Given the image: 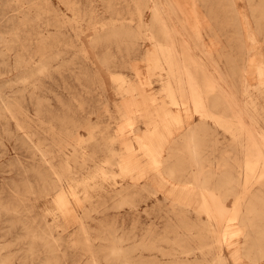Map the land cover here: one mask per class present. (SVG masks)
I'll return each instance as SVG.
<instances>
[{
  "label": "rangeland",
  "instance_id": "1",
  "mask_svg": "<svg viewBox=\"0 0 264 264\" xmlns=\"http://www.w3.org/2000/svg\"><path fill=\"white\" fill-rule=\"evenodd\" d=\"M235 7L0 0V264H218L219 249L225 264H264V75L247 61V31L264 61V0ZM163 118L171 147L157 154ZM198 186L231 215L240 206L225 219L238 225L237 255L196 204Z\"/></svg>",
  "mask_w": 264,
  "mask_h": 264
},
{
  "label": "bare ground",
  "instance_id": "2",
  "mask_svg": "<svg viewBox=\"0 0 264 264\" xmlns=\"http://www.w3.org/2000/svg\"><path fill=\"white\" fill-rule=\"evenodd\" d=\"M231 1V4L233 5V8H236L235 7V4H236V0H230ZM154 18L155 19H160L161 18V16H160V12L158 11V12H155L154 13ZM242 18V17H241ZM245 25H247V19L245 20ZM165 35H167V36H169V33H165ZM151 36H153V34H151ZM247 36L251 39V41H253V45H252V47H250V49L248 50V52H249V54H248V65L251 67V66H254V67H256L257 69H258V73H259V75H264V61H262L260 58V53H259V49L256 47V45H255V42H256V37H255V35L254 34H252V33H250L249 31H247ZM161 47L162 46H160L159 47V45H157V48L156 49H158V51L160 50V52L161 53H163L164 54V50L163 49H161ZM168 56H170V55H168ZM169 58V57H168ZM188 74H190V72L188 71ZM191 77V76H190ZM192 78V77H191ZM190 78V79H191ZM212 80V79H211ZM191 81H193V79L191 80ZM179 84V94H181V96H183L184 95V90H185V87H183V86H180L181 84H183V81L180 79L179 80V82H178ZM190 83V82H189ZM210 83V82H209ZM213 83V82H212ZM192 85H195V84H192ZM211 85V84H210ZM209 85V86H210ZM167 86H169L168 88H170L171 86L170 85H167ZM194 87V86H193ZM192 87V89L191 90H193V92H194V89L195 88H193ZM213 87V86H212ZM211 87V88H212ZM209 88V87H208ZM210 88V89H211ZM166 90H169V89H166ZM212 91H213V89H211ZM173 92V90L171 89V93ZM207 92V91H206ZM209 92V91H208ZM207 92V93H208ZM170 93V92H169ZM209 93H211V92H209ZM225 93V92H224ZM168 95H170V94H168ZM172 95V94H171ZM170 95V96H171ZM174 95V94H173ZM208 94H206V96H207ZM211 95V94H210ZM175 96V95H174ZM180 96V97H181ZM197 99H199V100H202V99H204V96H202L200 93H197ZM226 96V95H225ZM173 97V96H172ZM179 97V98H180ZM182 99H183V97H181ZM227 98V97H226ZM173 99H174V97H173ZM182 99H180V100H182ZM228 99V98H227ZM171 101H173V102H176L175 100H171ZM188 101V100H187ZM181 102V101H180ZM202 102V101H201ZM176 103H178V102H176ZM204 103V102H203ZM230 103V102H229ZM131 104V103H130ZM182 104V103H181ZM182 105H184V104H182ZM198 107H200V113L204 116V115H211V112H208L205 108H204V105L202 104V103H200V102H198V104H196ZM213 105H216V104H213ZM233 105V104H232ZM130 106H132V105H130ZM185 106V105H184ZM138 107V106H137ZM129 110V109H128ZM239 113H240V111L238 112V111H235L234 110V117H235V115H239ZM245 115V114H244ZM125 116H126V114H125ZM206 117V116H205ZM205 117H202V118H205ZM217 117V116H216ZM220 117H222V116H220ZM128 118H130V117H128ZM236 118V117H235ZM242 119V118H241ZM249 119V118H248ZM128 120V119H127ZM130 120V119H129ZM227 121L228 119H223V121ZM239 120H240V118H239ZM249 121H250V119H249ZM127 122V121H126ZM129 122V121H128ZM230 122V121H229ZM240 122V121H239ZM253 124V123H252ZM130 125V124H129ZM241 125V124H240ZM131 126V125H130ZM129 126V127H130ZM189 127V126H188ZM189 130V129H188ZM251 130V129H250ZM153 133H151V137H150V142H149V144H150V148H151V150L152 151H154V152H156L157 154H165V153H169V152H166V150L169 148V147H171V144H170V142H169V136L171 135V133H172V131H171V126H170V123H169V121L167 120V119H165V118H163L157 125H155V127L153 128ZM122 133V132H121ZM254 133V132H253ZM258 134V133H257ZM123 135V134H122ZM261 136V135H260ZM259 136V137H260ZM185 137H187V138H184V140L186 139V141H184L185 143V146L188 148V150L190 151V153H191V155H192V158L194 159V161H196L197 159H198V150H197V147H198V144L197 143H195V140H194V135H193V133H192V131H190L188 134H187V136L185 135ZM143 138H144V136H143ZM236 139V138H235ZM261 139V138H260ZM126 140V139H125ZM262 140V139H261ZM248 142H250V141H248ZM259 142V141H258ZM235 143V142H234ZM252 144V143H251ZM126 146V145H125ZM184 146V147H185ZM250 147V146H249ZM261 147V146H260ZM129 149V148H128ZM188 150H187V152H188ZM256 150V149H255ZM129 151V150H128ZM248 151H249V149H248ZM251 152V151H250ZM258 152V151H257ZM262 152H264V150H262ZM152 153V152H151ZM189 153V152H188ZM189 153V154H190ZM246 153H248V154H250V156H251V153H249V152H246ZM186 154V153H185ZM130 155V154H129ZM256 155H258V156H260V153H256ZM128 156V155H127ZM133 156V155H132ZM171 156V155H170ZM186 156V155H185ZM246 156H248V155H246ZM130 157V156H129ZM166 157V156H165ZM187 157V156H186ZM188 157H190L189 155H188ZM187 157V158H188ZM251 157H253V156H251ZM250 157V158H251ZM148 158V157H147ZM167 158H168V156H167ZM248 158V157H247ZM254 158V157H253ZM252 158V159H253ZM130 159V158H129ZM158 159V158H157ZM127 160H128V157H127ZM164 160V159H163ZM166 160H168V159H166ZM248 160H250L249 158L247 159V161ZM173 161H175V160H173ZM173 161H172V163H173ZM177 161V160H176ZM178 161L180 162V160L178 159ZM178 161H177V163H178ZM253 161V160H252ZM255 161V160H254ZM253 161V162H254ZM157 162H158V160H157ZM167 162V161H166ZM250 162H251V160H250ZM127 163H128V161H127ZM177 163H175L176 165H177ZM189 163V162H188ZM194 163V162H193ZM192 163V164H193ZM196 163V162H195ZM252 163V162H251ZM257 163V162H256ZM259 163V162H258ZM160 164V163H159ZM162 164V163H161ZM165 164V163H164ZM167 164V163H166ZM165 164V165H166ZM190 164V163H189ZM195 165V164H194ZM251 165V164H250ZM257 165V164H256ZM175 166V165H174ZM198 166H201V165H198ZM253 166V165H252ZM252 166H251V168H252ZM258 166V165H257ZM139 167V166H138ZM161 167H162V165H161ZM163 167H164V165H163ZM166 167V166H165ZM165 167H164V169H165ZM169 167V166H168ZM171 167V166H170ZM173 167V166H172ZM247 167V166H246ZM245 167V168H246ZM249 167V166H248ZM260 167V166H259ZM167 168V167H166ZM164 169H163V171H164ZM254 169H255V167H254ZM257 169V168H256ZM260 169V171L261 170H264V168H259ZM142 170V169H141ZM146 170V169H145ZM168 170V169H167ZM170 170V169H169ZM171 170H173V169H171ZM170 170V171H171ZM249 170H251V169H249ZM248 170V171H249ZM102 171V170H101ZM169 171V172H170ZM254 171H256V170H254ZM260 171H259V173H260ZM168 172V171H167ZM104 173V172H103ZM141 173H143V172H141ZM172 173V172H171ZM255 173V172H254ZM140 174V173H139ZM262 174H264V171H262ZM167 175V174H166ZM178 175V174H177ZM248 175H249V173H248ZM248 175H247V177H248ZM254 175V174H253ZM258 175L259 174H257V177H258ZM170 176V175H169ZM246 176V175H245ZM197 177H199V175H196V178ZM251 177V176H250ZM260 177H262V175L260 176ZM169 178H171V177H169ZM195 178V177H194ZM253 178V177H252ZM179 179V178H178ZM173 180V179H172ZM199 180V179H198ZM200 180L202 181L201 183H203V184H201V185H205V178H200ZM244 180V179H243ZM249 179H247L246 181H248ZM251 180V179H250ZM250 180H249V183H250ZM256 180V179H255ZM165 180H164V178L163 177H158V180H157V182L159 183V184H162L163 182H164ZM176 181V180H175ZM195 181V180H194ZM245 181V182H246ZM258 181V180H257ZM199 182V181H198ZM197 183V182H196ZM247 185H248V182L246 183ZM131 185V184H130ZM254 185V184H253ZM127 186H129V185H127ZM135 186V185H134ZM150 186V185H149ZM180 185H178L177 183H170V190L171 191H174V194H176V192H178L177 193V195H178V197L179 196H182L183 198H185V199H189L190 197H191V190L190 189H188V188H186V187H184V185H181L182 187H179ZM194 186V185H193ZM243 186H244V184H243ZM250 186V185H249ZM200 186H198V188H199ZM124 188H126V187H124ZM132 188V187H131ZM153 188V187H152ZM249 188V187H248ZM251 188V187H250ZM249 188V189H250ZM122 189V188H121ZM130 189V188H129ZM150 189V188H149ZM245 189V188H244ZM117 190V189H116ZM113 190H111V192H112ZM126 191H127V189H126ZM114 192H116V191H114ZM120 192V191H119ZM154 192V191H153ZM245 192H246V190H245ZM108 193H109V190H108ZM113 193V192H112ZM118 193V192H117ZM151 193V192H150ZM155 193V192H154ZM107 194V193H106ZM119 194V193H118ZM113 195H114V193H113ZM243 195V194H242ZM103 196V195H102ZM154 196V195H153ZM109 197V196H108ZM111 197V196H110ZM177 197V198H178ZM237 198H239V197H237ZM242 198H244V196L242 197ZM241 198V199H242ZM196 200H197V203H196V201H194V204L196 203L197 205H200V208H202V210L207 214V216L208 217H210V218H217L218 220H219V222H218V226L220 227V234H221V238H220V240L222 241V242H224V244L226 245V248L227 249H231V252H232V254L233 255H237V252H235V250H233V249H235V248H237V246H238V243L240 242L239 240H234V239H231V236L232 235H234V234H236V227L238 226V225H236L237 223H235V222H228V220H230L231 219V221H234V220H236L237 219V217H238V215H239V213H236L235 211L236 210H238V209H240V206L236 203L235 204V206H234V209H235V211H234V209H232L233 211H234V214L233 215H231L228 211H230V209H229V206H226L225 204H224V199H221V198H219V196L217 195V193L214 191V190H211V189H206L205 190V187H203L202 188V186H201V189L199 188V192H198V194H197V196H196ZM243 200V199H242ZM239 201H241V200H239ZM240 203V202H239ZM239 206V207H238ZM196 208H198V207H196ZM199 208V209H200ZM192 209V208H191ZM201 210V209H200ZM241 210V209H240ZM239 210V211H240ZM226 213H229V215H231L230 217L228 216V218H227V215H226ZM190 218V217H189ZM228 219L227 221L225 220V219ZM191 219V218H190ZM226 222H225V221ZM237 221V220H236ZM239 223H240V221H239ZM240 229V228H239ZM239 231H241V230H239ZM243 232V231H242ZM242 232H240V233H242ZM242 235V234H241ZM253 244H254V240H253ZM212 245V244H211ZM209 247V246H208ZM114 250H115V247L113 248ZM112 250V249H111ZM118 251V250H117ZM120 251V250H119ZM183 251V250H182ZM186 251V250H185ZM219 251H220V254L219 255H217L218 256V261H217V263L218 264H225L226 263V257H225V255L223 254V253H221V249H219ZM184 252V251H183ZM187 252V251H186ZM222 252H223V249H222ZM111 253H114V252H111ZM180 253V252H179ZM190 253H191V251H190ZM189 253V254H190ZM114 254H116V252L114 253ZM189 254H188V256H189ZM181 255H182V252H181ZM185 255V254H184ZM185 256H187V255H185ZM244 256V255H243ZM247 257V256H246ZM179 258V257H178ZM234 258H236V257H234ZM180 262H182V261H180ZM186 262V261H185Z\"/></svg>",
  "mask_w": 264,
  "mask_h": 264
}]
</instances>
